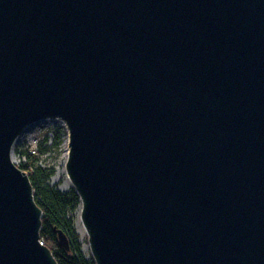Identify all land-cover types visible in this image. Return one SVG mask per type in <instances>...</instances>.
<instances>
[{
	"label": "water",
	"instance_id": "95a60500",
	"mask_svg": "<svg viewBox=\"0 0 264 264\" xmlns=\"http://www.w3.org/2000/svg\"><path fill=\"white\" fill-rule=\"evenodd\" d=\"M47 119L96 264H264V0H0V264H58L12 157Z\"/></svg>",
	"mask_w": 264,
	"mask_h": 264
},
{
	"label": "trees",
	"instance_id": "16d2710c",
	"mask_svg": "<svg viewBox=\"0 0 264 264\" xmlns=\"http://www.w3.org/2000/svg\"><path fill=\"white\" fill-rule=\"evenodd\" d=\"M62 130H55V145L61 141ZM26 161L18 167L27 172L34 187L35 200L42 209L41 240L53 252L58 264H96L93 257H85L76 233L71 212L81 204L80 198L72 189L62 191L49 183L53 168H45L37 163V155L26 152ZM62 229L68 236L70 250L67 251L58 243L57 230Z\"/></svg>",
	"mask_w": 264,
	"mask_h": 264
},
{
	"label": "rangeland",
	"instance_id": "374dc122",
	"mask_svg": "<svg viewBox=\"0 0 264 264\" xmlns=\"http://www.w3.org/2000/svg\"><path fill=\"white\" fill-rule=\"evenodd\" d=\"M56 128L62 130L61 141L58 146L55 145ZM67 143L68 132L61 121L56 119L41 120L31 124L19 136L13 146L12 157L15 163H20L22 156L26 155V152L34 151L32 154L37 155V163L39 165L45 168H53L49 183L62 191L69 192L74 187L63 172V169H66V163H63V160ZM79 213H81V204L77 205L70 215L81 243V250L85 257L90 259L92 254L89 248L88 236L86 233H82L78 226Z\"/></svg>",
	"mask_w": 264,
	"mask_h": 264
},
{
	"label": "bare ground",
	"instance_id": "6f19581e",
	"mask_svg": "<svg viewBox=\"0 0 264 264\" xmlns=\"http://www.w3.org/2000/svg\"><path fill=\"white\" fill-rule=\"evenodd\" d=\"M67 156H68V147H67V149H65L63 163H66ZM63 172L65 173V175L67 177V180L70 182V179H69V177L67 175L66 169H63ZM78 226H79V228H80L82 233H86L85 229H84V226H83V223H82V220H81V213H79V215H78Z\"/></svg>",
	"mask_w": 264,
	"mask_h": 264
},
{
	"label": "built area",
	"instance_id": "2783aa9c",
	"mask_svg": "<svg viewBox=\"0 0 264 264\" xmlns=\"http://www.w3.org/2000/svg\"><path fill=\"white\" fill-rule=\"evenodd\" d=\"M30 153H34V151H31ZM26 160H27L26 155L22 156V161H26ZM20 162H21V161H20ZM16 164L18 165L19 163H16ZM40 243H41V244H44L42 240H40Z\"/></svg>",
	"mask_w": 264,
	"mask_h": 264
}]
</instances>
